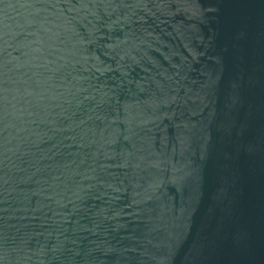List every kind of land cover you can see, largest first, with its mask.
<instances>
[{
	"label": "water",
	"instance_id": "obj_1",
	"mask_svg": "<svg viewBox=\"0 0 264 264\" xmlns=\"http://www.w3.org/2000/svg\"><path fill=\"white\" fill-rule=\"evenodd\" d=\"M0 264H264V0H0Z\"/></svg>",
	"mask_w": 264,
	"mask_h": 264
}]
</instances>
